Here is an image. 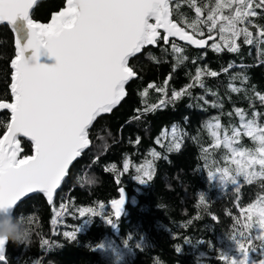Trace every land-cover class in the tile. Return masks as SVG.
<instances>
[{
    "label": "trees",
    "instance_id": "trees-1",
    "mask_svg": "<svg viewBox=\"0 0 264 264\" xmlns=\"http://www.w3.org/2000/svg\"><path fill=\"white\" fill-rule=\"evenodd\" d=\"M67 5L41 0L32 18L49 23ZM170 10L199 44L161 32L130 59L122 102L88 130L53 202L35 194L16 208L0 264H264V0ZM15 57L0 25V101L13 102ZM11 117L0 112V139ZM172 129L177 142L163 137Z\"/></svg>",
    "mask_w": 264,
    "mask_h": 264
},
{
    "label": "water",
    "instance_id": "water-1",
    "mask_svg": "<svg viewBox=\"0 0 264 264\" xmlns=\"http://www.w3.org/2000/svg\"><path fill=\"white\" fill-rule=\"evenodd\" d=\"M40 1L0 0V25L16 43L13 102L0 101L12 114L0 139V263L18 205L35 194L53 202L90 145L88 130L122 102L135 77L130 59L159 38L149 20L168 39L199 44L172 20L175 0H68L49 23L32 18ZM22 138L33 154L19 160Z\"/></svg>",
    "mask_w": 264,
    "mask_h": 264
},
{
    "label": "rangeland",
    "instance_id": "rangeland-1",
    "mask_svg": "<svg viewBox=\"0 0 264 264\" xmlns=\"http://www.w3.org/2000/svg\"><path fill=\"white\" fill-rule=\"evenodd\" d=\"M66 8H69V5H67ZM153 27H154V28H153ZM149 32H150V33H155V34H157V36L160 37V35H161V30H160V24H159V22H158L157 17L151 18V19L149 20ZM227 118H229V116H227ZM245 132H255V131L249 129V130H247V131H245ZM163 137H164V138H168V137H169V138H172V139H174V140L176 141L177 138H178V133H177L175 130L172 129V130L169 131V132H164V133H163ZM254 138H255V137H254ZM255 139H256V138H255ZM258 139H261V137L258 138ZM253 141L256 142V140H254V139H253ZM176 142H177V141H176ZM240 146L243 147V150H242L243 152H246V150L249 149V147H251V146H250L248 143H246V142H241V143H240ZM260 152L264 155V149H261ZM20 153H21V148H20V150L18 151V155H19V158H18V159H19V160L23 159V158H21ZM240 153H242V152H240ZM247 159H248V163H247V165L244 167V168H246V169H248V164L253 163V162L255 161V157L249 155V156L247 157ZM259 162H261V161H259ZM151 167H152V164H151V163H148V164L145 165V167L142 169V171H143L145 174L149 175V174L151 173ZM50 203H51V202H50ZM258 211H259V212H263L264 210H263L260 206H258ZM110 248L113 249V245H112L111 241H107V242L103 243V246H102V249H103V250L108 251V250H110ZM113 251L115 252V249H113ZM242 261H243V260H241V262H242ZM247 264H253L252 260H251V259H248V260H247Z\"/></svg>",
    "mask_w": 264,
    "mask_h": 264
},
{
    "label": "bare ground",
    "instance_id": "bare-ground-1",
    "mask_svg": "<svg viewBox=\"0 0 264 264\" xmlns=\"http://www.w3.org/2000/svg\"><path fill=\"white\" fill-rule=\"evenodd\" d=\"M154 28V27H153Z\"/></svg>",
    "mask_w": 264,
    "mask_h": 264
}]
</instances>
